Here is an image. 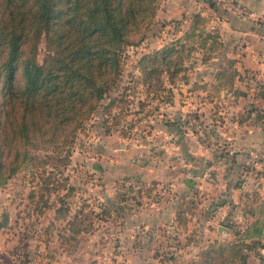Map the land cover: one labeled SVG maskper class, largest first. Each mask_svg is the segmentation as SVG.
Listing matches in <instances>:
<instances>
[{"label": "rangeland", "instance_id": "1", "mask_svg": "<svg viewBox=\"0 0 264 264\" xmlns=\"http://www.w3.org/2000/svg\"><path fill=\"white\" fill-rule=\"evenodd\" d=\"M148 3L84 123L68 138L5 146L0 264H264L259 174L238 160L226 121L245 117L238 96L264 91V73L238 68L244 41L224 48L228 27L262 23L264 11L245 0ZM46 52L42 37L36 60Z\"/></svg>", "mask_w": 264, "mask_h": 264}, {"label": "trees", "instance_id": "2", "mask_svg": "<svg viewBox=\"0 0 264 264\" xmlns=\"http://www.w3.org/2000/svg\"><path fill=\"white\" fill-rule=\"evenodd\" d=\"M152 9L148 0H0V173L6 145L68 138L84 123Z\"/></svg>", "mask_w": 264, "mask_h": 264}, {"label": "crops", "instance_id": "3", "mask_svg": "<svg viewBox=\"0 0 264 264\" xmlns=\"http://www.w3.org/2000/svg\"><path fill=\"white\" fill-rule=\"evenodd\" d=\"M245 1L264 11L263 0ZM261 19L262 23L259 24L251 23L243 18L237 19L235 26L228 27L226 30L227 38H225L224 47L229 52L235 38H238L237 42L244 41V44H237V52L242 54L241 57L237 56L238 68L241 70L251 67L257 75L264 73V16ZM233 109L236 110L234 113L238 115L242 111L245 112V117L235 120L226 116L228 126H231L228 129L230 132L228 138L234 139L230 144L237 148V157L242 166L251 161L257 169L259 176L253 179V182L256 181L254 187L264 195V91L261 92L255 87L243 97L238 96V103ZM223 206L220 205L219 208L223 209L228 205L226 203L225 207ZM215 213L218 216L219 212L215 211Z\"/></svg>", "mask_w": 264, "mask_h": 264}, {"label": "water", "instance_id": "4", "mask_svg": "<svg viewBox=\"0 0 264 264\" xmlns=\"http://www.w3.org/2000/svg\"><path fill=\"white\" fill-rule=\"evenodd\" d=\"M95 167H99L98 164H95ZM185 181H186L187 184H192V181L189 180L188 178ZM6 222H7V217L4 214L2 220L0 221V227H2L4 224H6Z\"/></svg>", "mask_w": 264, "mask_h": 264}, {"label": "built area", "instance_id": "5", "mask_svg": "<svg viewBox=\"0 0 264 264\" xmlns=\"http://www.w3.org/2000/svg\"><path fill=\"white\" fill-rule=\"evenodd\" d=\"M240 11L246 12V10H243V8ZM249 13L251 14L252 12H249Z\"/></svg>", "mask_w": 264, "mask_h": 264}]
</instances>
